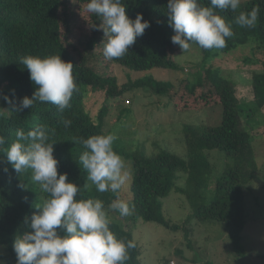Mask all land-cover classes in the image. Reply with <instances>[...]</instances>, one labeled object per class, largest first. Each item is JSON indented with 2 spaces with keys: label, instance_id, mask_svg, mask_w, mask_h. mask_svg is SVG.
<instances>
[{
  "label": "trees",
  "instance_id": "obj_1",
  "mask_svg": "<svg viewBox=\"0 0 264 264\" xmlns=\"http://www.w3.org/2000/svg\"><path fill=\"white\" fill-rule=\"evenodd\" d=\"M190 43L201 50L193 79L136 78L156 68L182 71L175 58ZM237 49L249 50L244 64L261 66L245 71L254 72L244 79L252 96L246 106L234 72L221 63ZM135 90L165 98L176 113L215 107L220 121L181 124L184 157L148 156L141 145L125 151L116 143L127 138L126 127L104 126L114 110L112 124L131 117L127 94ZM259 112L264 0H0L1 264H139L132 232L107 214L120 206L119 187L101 172L111 157L131 166L130 220L182 230L189 241L188 222L163 214L174 190L193 206V219L224 223L241 253L243 191L256 175L255 126L247 120ZM212 152L228 160L216 173Z\"/></svg>",
  "mask_w": 264,
  "mask_h": 264
},
{
  "label": "rangeland",
  "instance_id": "obj_2",
  "mask_svg": "<svg viewBox=\"0 0 264 264\" xmlns=\"http://www.w3.org/2000/svg\"><path fill=\"white\" fill-rule=\"evenodd\" d=\"M232 1L244 3L247 0ZM78 17L77 22L81 24L84 20L83 16ZM75 36L78 35L75 34ZM248 51L237 49L234 51L237 52L236 54L228 55L224 59V56L218 58L223 59L221 63L224 68H227L225 70L234 72L232 76L239 82L237 83L239 89L237 96L244 106L252 99L251 86L248 87L249 83L244 79L249 76L252 78V74L258 73L261 67L244 64L243 56L247 55ZM175 59L182 67V71L156 68L144 74L140 73L143 75H138L136 78L152 76L155 80L172 81L176 85L183 79H193L199 71L201 50L195 44L190 43ZM249 68L256 71L246 73L245 71ZM113 72L120 83L126 81L125 70L120 66L114 67ZM246 75L249 76L246 77ZM127 96L128 99H132L131 107H129L132 111L131 117L124 122L119 119L112 124L117 113V110H114L110 116H107L106 124L104 123L105 130H113V132H120L122 126L126 127L127 138L120 139L116 143L125 151L133 150L137 145H141L148 156L165 150L184 157L186 145L180 133L183 123H196L201 119L204 123L212 125L219 120L215 107L176 113L173 107L169 106L170 103L166 104L165 98L148 97L136 90ZM125 99L124 105H127ZM186 120L188 122H185ZM247 121L249 128L255 126L254 130H257L252 132L250 128V133L253 135L256 175L243 191L244 227L241 233V253L235 251L231 245L228 229L224 223L201 222L193 219L191 217L194 212L193 206L174 190L162 201L163 214L171 223L180 224L185 220L188 222L187 224L190 225L189 241L184 239L182 230L175 232L154 222L130 220L128 216H125L126 212H130L129 201L131 200L129 188L132 174L129 172L131 169L129 161L123 157H111L104 160L101 172L111 186L119 187L120 192L116 202L120 206L117 208L116 205L111 206L107 214L110 219L120 221L132 232L140 248L139 264H264V113L259 112ZM209 161L215 173L228 164V160L220 152H212L209 155ZM216 177L217 174L211 175V181L213 182ZM182 184L184 180H178L176 183L177 186ZM98 211L99 214H106ZM1 253L2 248L0 247ZM85 262L86 264H100L101 261L86 258Z\"/></svg>",
  "mask_w": 264,
  "mask_h": 264
}]
</instances>
